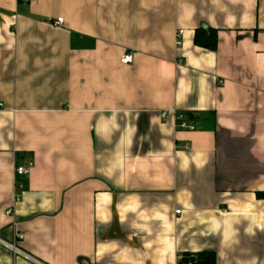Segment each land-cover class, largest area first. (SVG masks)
I'll return each mask as SVG.
<instances>
[{
    "label": "crops",
    "instance_id": "crops-1",
    "mask_svg": "<svg viewBox=\"0 0 264 264\" xmlns=\"http://www.w3.org/2000/svg\"><path fill=\"white\" fill-rule=\"evenodd\" d=\"M0 104V264H264V0H0Z\"/></svg>",
    "mask_w": 264,
    "mask_h": 264
},
{
    "label": "trees",
    "instance_id": "trees-1",
    "mask_svg": "<svg viewBox=\"0 0 264 264\" xmlns=\"http://www.w3.org/2000/svg\"><path fill=\"white\" fill-rule=\"evenodd\" d=\"M217 41V31L212 28H201L195 32L194 42L198 46L215 50ZM258 197L264 199V191L259 192ZM181 264H217V255L213 251L186 252L182 257Z\"/></svg>",
    "mask_w": 264,
    "mask_h": 264
},
{
    "label": "built area",
    "instance_id": "built-area-1",
    "mask_svg": "<svg viewBox=\"0 0 264 264\" xmlns=\"http://www.w3.org/2000/svg\"><path fill=\"white\" fill-rule=\"evenodd\" d=\"M55 24H57V25H62L63 24V19L62 18H60V19H58L56 22H55ZM183 34V31L181 30V31H179L178 33H177V44L178 45H180V43H181V35ZM122 62L123 63H126V64H131L132 62H133V55L132 54H125L123 57H122ZM0 106H2V104H0ZM181 127H183V128H189L185 123H182L181 125H180ZM190 129H193V127H190ZM16 174H17V176H19V177H21V178H26V177H28L29 176V174H30V168L29 167H25V166H18L17 168H16ZM18 188L20 189V190H22L23 188H24V183H19L18 184ZM181 211L180 210H178V211H176V213H180ZM6 214L7 215H10L11 214V211L9 210V211H7L6 212ZM25 238V233H23V232H19V233H17V235L15 236V242L13 243V244H9L8 246L15 252V253H18V254H23V255H25L26 257H29L30 259H32V257H30L29 255H27L26 253H24V252H22L21 250H20V248H18V246H17V242H20V241H22L23 239ZM38 264H43V263H41V262H39V261H36Z\"/></svg>",
    "mask_w": 264,
    "mask_h": 264
}]
</instances>
